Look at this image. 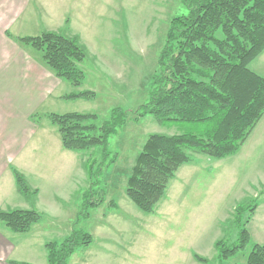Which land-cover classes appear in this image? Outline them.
<instances>
[{
	"label": "rangeland",
	"instance_id": "1",
	"mask_svg": "<svg viewBox=\"0 0 264 264\" xmlns=\"http://www.w3.org/2000/svg\"><path fill=\"white\" fill-rule=\"evenodd\" d=\"M80 2L83 8H71L68 14L74 34L88 53L80 64L85 81L79 91L94 92L96 97L62 100L56 112L96 114L101 120L115 108L129 112L126 127L110 138V150L118 158L100 179L106 202L90 208L88 218L82 216L83 194L90 187L85 163L98 160L101 151L65 150L58 127L46 118L43 109L38 132L13 162L39 194H20L11 170L0 181L3 210H35L42 218L30 232L20 234L0 221V242H5L0 246V264H9V260L48 264L46 244L60 243L74 230L90 233L93 243L79 248L69 264H218L216 243L237 240V208L256 205L255 212L243 215L250 244L222 263L246 264L254 245L264 244V117L234 156L216 160L190 153L192 162L180 168L155 212L142 213L126 195L135 157L149 135H178L184 132V126L161 125L151 116L136 122L133 113L148 100L172 19L185 15L187 9L183 0ZM35 11L40 17L42 11ZM58 29L52 31L74 36ZM43 30L39 22L30 24L24 19L22 27L13 28V34L36 37ZM250 69L264 76V53Z\"/></svg>",
	"mask_w": 264,
	"mask_h": 264
},
{
	"label": "trees",
	"instance_id": "2",
	"mask_svg": "<svg viewBox=\"0 0 264 264\" xmlns=\"http://www.w3.org/2000/svg\"><path fill=\"white\" fill-rule=\"evenodd\" d=\"M183 4L187 13L170 23L148 100L133 113L136 122L151 116L161 125L184 126V132L178 135H149L135 157L126 195L147 215L155 212L180 168L192 162L190 153L216 160L234 156L264 117V76L250 69L264 53V0H183ZM19 42L40 52L56 77L78 90L64 99L96 97L94 92L79 91L85 81L80 64L88 53L78 36L44 31L40 36L20 38ZM129 115L122 108L113 109L105 120L96 114L78 112L48 115L58 127L65 150L101 151L98 160L85 163L90 187L83 194L84 218L89 217L90 208L106 202L100 179L118 158L110 150V138L126 127ZM12 173L20 194H39L20 171L12 168ZM256 208H237V240L216 243L218 264L246 250L251 235L243 215ZM41 218L35 210L0 209V221L13 233L30 232ZM92 243L90 233L74 230L60 243L46 244L47 262L69 264L79 248ZM246 264H264V244L254 245Z\"/></svg>",
	"mask_w": 264,
	"mask_h": 264
},
{
	"label": "crops",
	"instance_id": "3",
	"mask_svg": "<svg viewBox=\"0 0 264 264\" xmlns=\"http://www.w3.org/2000/svg\"><path fill=\"white\" fill-rule=\"evenodd\" d=\"M78 3L79 0H0V181L8 170L17 169L13 166L14 159L34 139L43 109L46 118L49 114H59L58 105L73 92L66 81L57 78L45 65L42 54L19 42L24 36L14 35L13 28L20 24L22 27L26 19L30 24L39 22L43 32H55L52 30L58 27L61 32L66 30L78 36L68 17L71 8L82 5ZM36 8L42 11L40 17ZM3 206L2 203L1 210L5 209ZM0 246H5V242H0Z\"/></svg>",
	"mask_w": 264,
	"mask_h": 264
}]
</instances>
